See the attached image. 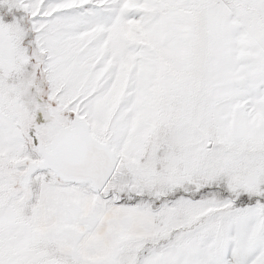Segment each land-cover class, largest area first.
Returning <instances> with one entry per match:
<instances>
[{
	"label": "snow or ice",
	"instance_id": "6c2138e0",
	"mask_svg": "<svg viewBox=\"0 0 264 264\" xmlns=\"http://www.w3.org/2000/svg\"><path fill=\"white\" fill-rule=\"evenodd\" d=\"M0 264H264V0H0Z\"/></svg>",
	"mask_w": 264,
	"mask_h": 264
}]
</instances>
